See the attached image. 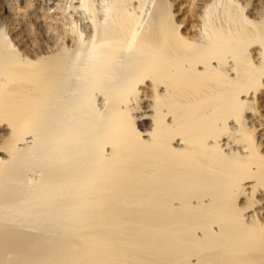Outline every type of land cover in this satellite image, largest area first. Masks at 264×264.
<instances>
[{"label": "bare ground", "instance_id": "obj_1", "mask_svg": "<svg viewBox=\"0 0 264 264\" xmlns=\"http://www.w3.org/2000/svg\"><path fill=\"white\" fill-rule=\"evenodd\" d=\"M184 1L0 0V264H264V0Z\"/></svg>", "mask_w": 264, "mask_h": 264}, {"label": "rangeland", "instance_id": "obj_2", "mask_svg": "<svg viewBox=\"0 0 264 264\" xmlns=\"http://www.w3.org/2000/svg\"><path fill=\"white\" fill-rule=\"evenodd\" d=\"M182 1H183V0H182ZM172 2H173V3H172L173 6L171 7V11H172V12H175V13L177 12L176 14L174 13V14H175V17H177V18H175V17H174V18H175V19H178V17H179L180 20H182L181 17L183 18V16L179 15V14H178V10H177V9H178L177 6H178L179 1H172ZM184 2H186V0H185ZM173 9H174V10H173Z\"/></svg>", "mask_w": 264, "mask_h": 264}]
</instances>
